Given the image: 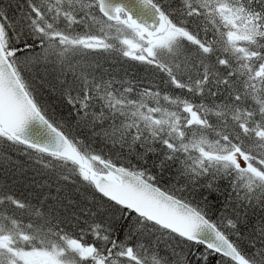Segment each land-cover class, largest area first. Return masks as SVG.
Segmentation results:
<instances>
[{
    "label": "snow or ice",
    "instance_id": "snow-or-ice-1",
    "mask_svg": "<svg viewBox=\"0 0 264 264\" xmlns=\"http://www.w3.org/2000/svg\"><path fill=\"white\" fill-rule=\"evenodd\" d=\"M0 264H264V0H0Z\"/></svg>",
    "mask_w": 264,
    "mask_h": 264
}]
</instances>
